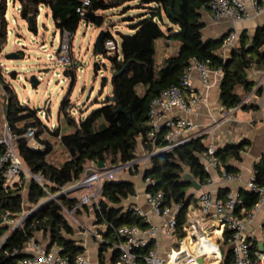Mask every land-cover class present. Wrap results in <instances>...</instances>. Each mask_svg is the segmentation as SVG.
I'll return each mask as SVG.
<instances>
[{
  "label": "trees",
  "instance_id": "1",
  "mask_svg": "<svg viewBox=\"0 0 264 264\" xmlns=\"http://www.w3.org/2000/svg\"><path fill=\"white\" fill-rule=\"evenodd\" d=\"M18 1L22 4L21 18L29 22L31 31H38L37 17L40 8L45 6L52 13L55 27L62 34L67 32L72 38L82 22L102 28L107 20L105 14L109 10L117 9L122 15L128 14L130 10H139V14L125 18L133 33L119 32L121 42H118L120 48L117 54L109 55L104 48L103 54L110 59L114 74L122 72L112 77L111 96L114 100L107 96L100 108L76 121L69 113L72 106L70 95L77 82L76 67L74 71L67 72L71 83L62 101L60 114L74 128L69 134L61 135V142L69 158L62 165H57L49 160L51 147L46 150L33 148L25 138L18 140V148L29 170L33 173L41 172L50 182V193L55 194L60 187L80 180L86 173L88 163L112 165L132 162L138 156L140 144H143L144 151L153 154L151 166L143 175L145 181L152 178L155 184L148 185L147 191H162L166 204L178 207L176 234L184 238L189 208L197 201L192 192L193 185L185 179V175L189 173L201 186L208 184L211 179L203 161L208 157V144L205 141L207 135L192 139L170 151L157 152L167 142L165 130L159 132L155 139L149 137L150 105L162 91L172 85H180L184 71L193 59L208 63L213 69L222 68L221 103L228 109L240 105L243 98L238 89L243 88L248 94L253 88L247 71L254 67L264 68V25L257 29L252 41L247 39L246 33H242L240 44L225 58L220 51L226 37L204 40L202 31L205 24L202 18L203 12L209 10L210 0H90L89 6H83V0ZM131 3L137 4L133 6ZM79 8L84 11L83 15L78 11ZM4 11L1 12L2 18L5 16ZM31 18L35 27L30 23ZM108 37L115 38L109 30ZM161 38L177 41L179 49L158 64L156 46ZM6 41L4 27L0 32V54ZM15 74L12 73L14 78ZM0 83L6 91L5 111L11 126L20 134L31 126L41 135L47 127L39 116L40 110L20 102L15 90L5 81L1 69ZM105 86L106 83L103 84ZM243 107L247 108V104ZM52 134L59 136L60 128ZM249 143L243 140L218 147V169L236 176L239 169L234 162L242 160ZM2 150L0 146V154ZM253 181L259 187L264 186V153L254 164ZM228 193L221 192L219 198L227 200ZM26 194L32 209L45 204L30 214L16 230L10 231L11 226L6 220H15L24 212ZM238 194L242 203L235 213L239 214L243 209L251 212L258 203V193L242 188ZM136 195L135 184L129 180H109L104 184L98 208L94 212L97 223L105 227L103 240L99 241L100 259L111 247V263L117 261L119 253L115 246L123 240L117 235L118 228L124 225L142 228L149 226L132 208L125 211L122 207L126 199ZM47 196V190L34 180L21 179L13 184L5 179L0 180V264H18L28 254L25 249L33 239L44 243L47 249L54 245L61 247L62 254L72 263L77 256L85 253V248L74 238L75 229L65 215L66 210L79 209V200L62 196L57 200L42 202ZM230 235L231 231L226 229V244ZM6 236L8 238L1 247ZM151 248L152 243L142 249L141 253L147 255ZM256 251H259L258 243L252 245V252ZM232 263L233 257L229 252L223 264Z\"/></svg>",
  "mask_w": 264,
  "mask_h": 264
},
{
  "label": "built area",
  "instance_id": "2",
  "mask_svg": "<svg viewBox=\"0 0 264 264\" xmlns=\"http://www.w3.org/2000/svg\"><path fill=\"white\" fill-rule=\"evenodd\" d=\"M258 0H210L209 11L214 22L222 19H230L233 24L232 30L228 33L223 42L220 53L227 49L232 51L239 44L238 25L250 18L248 9L249 3H253L257 7ZM9 4V3H8ZM14 5V1H13ZM90 0H83V6H89ZM19 13L22 11V4L16 6ZM78 11L83 15L84 11L79 8ZM64 37L72 38L67 32L62 34ZM18 45H22L20 41ZM104 48L109 55H116L119 51V43L115 38H105ZM224 57V56H223ZM57 59L63 66L71 65V59L66 55L64 47H60L57 51ZM65 71V70H64ZM194 72L199 73V79L202 85L208 90L212 85V76L214 74L223 76L222 68L213 69L208 63L193 59L186 67L181 79L180 85H172L155 97L150 105L148 114V125L150 127L149 137L155 139L157 134L165 130V141L167 144L158 149L159 151H170L180 145L208 134L214 137L216 128L220 121L217 117H211V124L206 129L200 126L190 118L196 108L207 103V95L199 93L194 85ZM64 74H58L63 77ZM66 76V75H65ZM42 81V77L39 76ZM63 82V80H61ZM247 104V100L243 99L241 104L235 109L243 107ZM179 111L182 115H176ZM40 113V112H39ZM54 128V126H53ZM46 131V130H45ZM49 135L48 132H45ZM43 134V133H42ZM40 135L34 127H27L23 134L18 133L10 124L7 116L0 120V146L3 150L0 154V180L5 179L9 184L24 179L25 181L34 180L41 187L47 190L50 200H57L59 195L69 198H77L79 200L78 207H90L93 212L98 208L99 198L104 184L109 180H119L120 174L125 172H136L141 165H145L148 169L151 164L153 154L146 153L144 150L138 153L137 158L128 163L107 164L99 167L97 163L91 162L87 167L83 177L59 188L58 195L50 193V182L39 173H33L26 166L18 148V140L25 138L28 143L36 149L45 150V147L38 141ZM61 139V135L58 136ZM143 147V144H140ZM144 149V147H143ZM217 147L215 144L208 146V157L205 158L204 164L206 170L211 174L214 169H218L219 160L216 156ZM223 176L227 180L235 178L234 175L223 171ZM254 179V177H253ZM252 181L247 185V189L256 191L259 195L258 203L255 207L264 203V186L259 187ZM147 185L155 184V180L148 178ZM146 199L152 211L166 219L163 226H150L142 228L137 225H124L118 228L117 235L123 240L115 246L118 249V259L114 264H197L192 263L193 252L187 246H181L178 250L172 251L167 257L159 254V242L157 237L159 232L168 235H174L177 231V212L178 207L170 206L165 202V194L162 191L146 192ZM242 203L239 194L228 197L227 200L215 198L209 191L200 193L198 198L199 210L203 216L214 215L218 221L219 230L225 232L226 229L231 231L228 238V245L232 253V264H264V253L260 250L252 252V245L246 234V220L235 213L238 205ZM77 208V207H76ZM36 209V208H34ZM34 209L24 211L19 218L15 220L7 219L6 223L11 226L10 231H14L21 226L23 222L30 216ZM76 209L68 211L69 218H74ZM67 211V210H66ZM137 214L142 215L141 209L136 208ZM96 239L103 240V235L95 233ZM8 237L6 236L4 240ZM153 242L152 248L147 255L141 253V250L149 246ZM61 247L54 245L50 249L46 248L44 243L31 240L25 249L30 254L19 260L18 264H95L92 259L81 254L77 256L72 263L70 259L62 254Z\"/></svg>",
  "mask_w": 264,
  "mask_h": 264
},
{
  "label": "crops",
  "instance_id": "3",
  "mask_svg": "<svg viewBox=\"0 0 264 264\" xmlns=\"http://www.w3.org/2000/svg\"><path fill=\"white\" fill-rule=\"evenodd\" d=\"M257 2V7L251 2L249 3L250 18L238 25L239 37H241L242 33H246L247 39H250V41L255 37L257 29L264 25V0H258ZM136 4L131 3L133 6ZM109 11L110 13H120L117 9ZM202 20L205 24L202 31L205 41L225 38L233 28V24L227 18L219 22H214L209 10L203 12ZM124 25L126 29L131 30L129 22H125ZM44 43V41L41 42L39 46L42 48L45 47ZM20 46L27 47L25 43H22ZM156 48L157 61L158 64H161L164 59L178 52L179 44L173 39L161 38L157 41ZM230 54V49L222 53L225 58L229 57ZM2 56L3 51L0 54V61ZM0 68L6 75L12 74H7L10 70L3 62L0 63ZM247 77L253 85L252 90L247 94L243 88L238 89L242 98L247 100V108L228 109L222 105L220 99V76L214 74L211 81L212 85L206 90L199 79V73L194 72V85L196 90L199 93L206 94L208 101L205 104L199 105L195 112L190 115V118L201 129L209 127L211 117H217L220 121L213 138L211 135L205 134L207 135L205 141L208 146L213 143L218 148L229 143H240L243 140H248L250 143L243 153L242 160L234 162L235 166L239 169L235 178L227 180L223 176L224 170L214 169L208 184L202 186V189L195 193L197 201L191 204L189 208L187 222L184 226L186 232L184 238H179L176 233L174 235H168L164 232H159L157 237V241L159 242L158 251L162 257H167L168 254L178 250L181 246H187L191 248L194 255L191 260L192 263L223 264L224 258L231 252L228 243L226 244L225 242L224 232L219 230L216 217L213 214L203 216L200 212L198 198L200 193L205 191L211 192L218 199H220V193L223 191L229 192L228 197L237 195L240 189L247 188V185L252 181L254 177V164L264 153V68L254 67L248 70ZM6 82L10 83L7 80ZM258 89H260L259 92ZM4 103H6V91L0 83V120H3L6 116V105ZM175 114L182 115L179 111H176ZM86 117H83L82 113H80V118H73L79 121ZM46 127L44 131L46 130L45 132H48L49 135L43 131L38 141L45 147V150L51 147L48 156L49 160L57 165H62L69 158V155L61 139L53 135L52 132L60 128V135L69 134L74 128L67 123L66 118L62 114H60L58 125L52 122L50 125H46ZM143 150V147L140 145L138 153L143 152ZM90 165L88 163L87 167ZM146 170L145 165H141L137 169V172L120 174V180L125 179L134 183L137 191V195L126 199L122 203V207H124L125 211L132 208V211L135 213H137L135 211L136 208L141 209L143 214L140 216L148 223V227H161L166 222V219L156 215L146 199L148 185L143 175ZM75 211L73 221L70 218L69 221L75 229L74 238L85 248L84 254L88 255L95 264H112V248L110 247L100 259L99 242L95 237V233L103 235L105 227L97 223L95 214L90 207L81 206ZM238 215L246 220V234L251 245L254 243L259 244L260 242L264 243V203L252 209L251 212H247L244 209L240 210Z\"/></svg>",
  "mask_w": 264,
  "mask_h": 264
},
{
  "label": "rangeland",
  "instance_id": "4",
  "mask_svg": "<svg viewBox=\"0 0 264 264\" xmlns=\"http://www.w3.org/2000/svg\"><path fill=\"white\" fill-rule=\"evenodd\" d=\"M19 3L18 0H0V32L5 27L7 34L0 63L3 62L9 67L10 71L7 74L16 73L14 78L12 74L6 75L1 70L5 81H10L9 84L15 90L20 102L23 105L39 109V116L46 125H50L52 122L58 125L61 104L69 92L71 83L67 75L59 77L58 74L67 73L76 67L78 79L70 95L72 106H70L69 113L73 117L80 118V113L84 117L100 108L103 100L112 94L114 71L108 56L96 52L97 37L101 29H106L113 34L118 42H121L119 32L133 33L132 30L125 28V18L139 14V10H130L123 17L120 13L108 11L105 14L106 23L102 28L82 22L73 38H67L55 27L52 13L45 6L40 8V15L37 17L38 31H31L29 22L23 20L21 13L16 9ZM3 9H5L4 18L1 15ZM18 41L25 43L27 47L18 45ZM43 41L45 47L42 48L39 45ZM60 47L65 48L66 55L71 59V65L64 67L57 59V51ZM13 51L19 53L21 59L11 61L5 58L7 53ZM76 61L78 62L76 63ZM34 75L38 78L42 77V81L40 80L37 87L31 82V77ZM104 83H106L105 87H103ZM47 113L49 119L46 118ZM57 193L55 195H58ZM26 195L25 211L31 208ZM49 200L50 197L47 196L42 202ZM65 215L69 218L68 211H65ZM73 224L76 225L74 222Z\"/></svg>",
  "mask_w": 264,
  "mask_h": 264
},
{
  "label": "water",
  "instance_id": "5",
  "mask_svg": "<svg viewBox=\"0 0 264 264\" xmlns=\"http://www.w3.org/2000/svg\"><path fill=\"white\" fill-rule=\"evenodd\" d=\"M30 23L32 24L33 27H35L33 18L30 19ZM106 36H107V30L106 29H101V31H100V33H99V35L97 37L96 43H95V50L100 55H103V53H104V40H105ZM6 58H8L10 60L21 59V55L19 53H17L16 51H13V52L7 53L6 54ZM97 66H100V65L97 64ZM121 74H122V72L116 73V74L113 75V77L119 76ZM65 75H67L66 72H65ZM31 82L33 83L34 86L37 87L40 84L41 81H40V79L37 76L34 75V76L31 77ZM111 99L114 100V97L111 96ZM45 109H46V107H45ZM46 118L49 119L48 118V113L46 114ZM104 166H105L104 163H99V167H104ZM185 179L189 180L191 182V184L193 185V191H192L193 194H195L196 192H198V191H200L202 189V186L189 173H187L185 175ZM62 196L63 195H59V197H62ZM43 204H45V203H43ZM43 204L39 205L36 209L32 210L30 214L35 212ZM4 242H5V240L3 241L1 247L3 246ZM259 250H260L261 253H264V243L263 242L259 243ZM29 255L30 254H27L26 256H29Z\"/></svg>",
  "mask_w": 264,
  "mask_h": 264
}]
</instances>
